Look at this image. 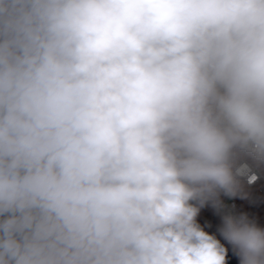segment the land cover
I'll list each match as a JSON object with an SVG mask.
<instances>
[{
	"label": "clouds",
	"instance_id": "1",
	"mask_svg": "<svg viewBox=\"0 0 264 264\" xmlns=\"http://www.w3.org/2000/svg\"><path fill=\"white\" fill-rule=\"evenodd\" d=\"M254 166L264 0H0V264H227L197 216Z\"/></svg>",
	"mask_w": 264,
	"mask_h": 264
},
{
	"label": "trees",
	"instance_id": "2",
	"mask_svg": "<svg viewBox=\"0 0 264 264\" xmlns=\"http://www.w3.org/2000/svg\"><path fill=\"white\" fill-rule=\"evenodd\" d=\"M264 173V166L260 167ZM225 194L222 192L207 201L205 205L200 208L197 223L208 232L210 235L216 236L217 239L228 249V252L232 251L231 245L223 240L219 233V207L214 206L215 201L223 199ZM238 201L239 208L242 211L247 212L259 226L264 227V194L259 192L258 189L247 187L242 181H240V187L235 196H232ZM220 205V204H219ZM239 264V260H238Z\"/></svg>",
	"mask_w": 264,
	"mask_h": 264
},
{
	"label": "built area",
	"instance_id": "3",
	"mask_svg": "<svg viewBox=\"0 0 264 264\" xmlns=\"http://www.w3.org/2000/svg\"><path fill=\"white\" fill-rule=\"evenodd\" d=\"M243 162H244L243 160L240 161V163ZM248 163L251 162L249 161ZM254 171L258 173V177H259L254 183L249 184L245 179H241V181L247 187L258 189L259 192L264 194V173L262 172L260 167L256 168L254 166ZM240 214H247L250 220H254L247 212L240 210L238 201L235 198H233L232 196L229 197L225 195L219 205V211H218L219 220H220L219 228L222 225V220L225 215L239 216Z\"/></svg>",
	"mask_w": 264,
	"mask_h": 264
},
{
	"label": "water",
	"instance_id": "4",
	"mask_svg": "<svg viewBox=\"0 0 264 264\" xmlns=\"http://www.w3.org/2000/svg\"><path fill=\"white\" fill-rule=\"evenodd\" d=\"M226 260H227V264H238V258L235 255H233L232 251L228 252Z\"/></svg>",
	"mask_w": 264,
	"mask_h": 264
}]
</instances>
